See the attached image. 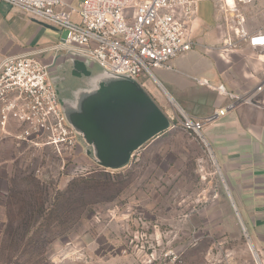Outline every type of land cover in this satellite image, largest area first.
Instances as JSON below:
<instances>
[{
    "label": "rangeland",
    "instance_id": "obj_1",
    "mask_svg": "<svg viewBox=\"0 0 264 264\" xmlns=\"http://www.w3.org/2000/svg\"><path fill=\"white\" fill-rule=\"evenodd\" d=\"M256 4L240 8L249 28L262 25ZM211 12V2L200 0L198 15L210 18ZM22 14L38 30H26L21 51L42 61L54 58L51 79L59 98L67 91L72 99L93 88V77L105 76L97 63L56 51L57 40ZM55 29L64 39L66 30ZM76 58L87 61L91 75L75 73ZM151 88L156 103L176 119L179 108L159 86ZM18 131L0 133V264H258L253 250L264 264L211 144L180 126L146 143L120 169L95 163L79 135L75 146L57 150L17 142ZM50 210L58 220L40 229ZM33 234L47 241L32 256L23 254L19 240Z\"/></svg>",
    "mask_w": 264,
    "mask_h": 264
},
{
    "label": "built area",
    "instance_id": "obj_2",
    "mask_svg": "<svg viewBox=\"0 0 264 264\" xmlns=\"http://www.w3.org/2000/svg\"><path fill=\"white\" fill-rule=\"evenodd\" d=\"M196 1L80 0L76 6L65 0H0V3L54 28L65 29L66 36L55 45L56 51L72 52L107 72L128 75L142 85L143 75L154 79V68L171 69L173 58L198 45L191 27ZM220 1L228 30L221 40V49L230 51L246 45L264 61V8L260 13L262 25L248 28L238 5L254 0ZM53 65L54 58L42 61L33 53L1 59V134L15 124L19 130L15 134L17 142L51 145L57 150L76 145L75 131L67 123L50 79ZM192 78L199 85L215 89L227 102L205 118L179 109L176 119L170 116L171 127L180 126L206 145L205 124L238 104L262 107L257 97L264 90V71L261 80L242 93L232 92L223 84L211 85L206 78Z\"/></svg>",
    "mask_w": 264,
    "mask_h": 264
},
{
    "label": "crops",
    "instance_id": "obj_3",
    "mask_svg": "<svg viewBox=\"0 0 264 264\" xmlns=\"http://www.w3.org/2000/svg\"><path fill=\"white\" fill-rule=\"evenodd\" d=\"M65 1L71 6L80 2ZM199 1H196V16L191 23L198 45L173 58L170 61L171 69L154 68V79L143 75L140 85L154 101L155 94L151 87L157 85L190 115L205 118L223 107L227 100L212 87L199 85L192 77L206 78L211 85L223 84L232 92L242 93L261 80L264 61L246 45L223 51L221 40L228 30L226 15L219 8L221 1L209 0L212 11L210 18L198 15ZM255 6L256 15L261 18L264 0H257ZM243 7L245 5L240 6L239 10ZM36 25L30 17L0 3V61L7 55L31 53L22 52L20 42L26 30L33 28L34 33L37 32ZM40 25L47 36L60 42L53 26L43 22ZM257 99L262 107L238 104L215 121L205 124L203 133L226 177L234 206L238 207L240 215L250 225L264 260V90ZM14 126L10 125L12 128Z\"/></svg>",
    "mask_w": 264,
    "mask_h": 264
},
{
    "label": "water",
    "instance_id": "obj_4",
    "mask_svg": "<svg viewBox=\"0 0 264 264\" xmlns=\"http://www.w3.org/2000/svg\"><path fill=\"white\" fill-rule=\"evenodd\" d=\"M84 60L76 58L75 72L91 75ZM102 70L105 76L93 77L92 89L79 90L67 102L59 100L51 79L53 72L50 79L67 123L81 138L87 154L105 168L120 169L145 143L168 130L171 120L133 78ZM106 75L123 82L110 83ZM250 248L253 250L251 245ZM253 254L260 264L254 250Z\"/></svg>",
    "mask_w": 264,
    "mask_h": 264
},
{
    "label": "trees",
    "instance_id": "obj_5",
    "mask_svg": "<svg viewBox=\"0 0 264 264\" xmlns=\"http://www.w3.org/2000/svg\"><path fill=\"white\" fill-rule=\"evenodd\" d=\"M77 184H79L78 181ZM77 186H71V189H76ZM67 200V199H62ZM58 209V206L55 207V211ZM54 210H50V212H48V215L45 219L44 223H41L40 229L41 227H45L46 229L49 228V225L51 224L52 221H54L55 219L58 220L59 218V214L57 212H55ZM47 241V239H44L40 236V234H33L30 237L24 239L22 238L21 240H19V247L22 248L21 252L24 254H26L27 252L31 253V256L35 253V250L38 249V246H41L43 244V242Z\"/></svg>",
    "mask_w": 264,
    "mask_h": 264
},
{
    "label": "flooded vegetation",
    "instance_id": "obj_6",
    "mask_svg": "<svg viewBox=\"0 0 264 264\" xmlns=\"http://www.w3.org/2000/svg\"><path fill=\"white\" fill-rule=\"evenodd\" d=\"M56 67H55V62H54V65H53V69H52V72L54 71V69H55ZM75 73H77V72H75ZM94 81H93V78H92V83H93ZM56 88V87H55ZM56 90H57V88H56ZM57 92H58V94H59V91L57 90ZM65 92V94H64V96H63V98H59V100L60 101H66L67 102V100H69L68 98H67V91H64Z\"/></svg>",
    "mask_w": 264,
    "mask_h": 264
},
{
    "label": "bare ground",
    "instance_id": "obj_7",
    "mask_svg": "<svg viewBox=\"0 0 264 264\" xmlns=\"http://www.w3.org/2000/svg\"><path fill=\"white\" fill-rule=\"evenodd\" d=\"M229 3H233L232 2V0H227ZM168 97V100L171 102V103H173L176 107H178L179 109H181L180 108V106L173 100V98L171 97V95H168L167 96Z\"/></svg>",
    "mask_w": 264,
    "mask_h": 264
}]
</instances>
